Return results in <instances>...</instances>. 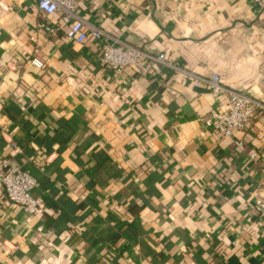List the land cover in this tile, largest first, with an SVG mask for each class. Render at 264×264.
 I'll return each mask as SVG.
<instances>
[{
  "label": "crops",
  "instance_id": "crops-1",
  "mask_svg": "<svg viewBox=\"0 0 264 264\" xmlns=\"http://www.w3.org/2000/svg\"><path fill=\"white\" fill-rule=\"evenodd\" d=\"M38 1L0 0V164L29 170L44 206L0 186V264H264V113L221 136L206 120L228 98L192 77L264 102V6L79 0L88 24L190 72L139 74L104 68Z\"/></svg>",
  "mask_w": 264,
  "mask_h": 264
},
{
  "label": "built area",
  "instance_id": "built-area-1",
  "mask_svg": "<svg viewBox=\"0 0 264 264\" xmlns=\"http://www.w3.org/2000/svg\"><path fill=\"white\" fill-rule=\"evenodd\" d=\"M78 1L39 0L38 7L46 15L60 14L62 19L70 24L67 36L75 42L84 43L88 39L97 40L99 43L97 60L107 70L122 73L125 69H130L143 74L149 72L148 63H155L172 69H183L186 73H190L187 68L177 66L168 60L165 53L153 54L142 46L131 45L118 38H112L103 29L88 24L76 13ZM250 1L264 6V0ZM42 26L49 32H55L53 25L43 24ZM32 63L40 68L43 66V62L37 58L33 59ZM192 77L196 87L207 85L212 92L228 98L225 109L212 114L206 120L221 136H231L236 131L246 130L260 114L264 113L263 100L246 92L225 87L219 75L208 80L197 76ZM0 186L5 191V197L21 206L27 213L35 215L44 211V206L34 195L37 179L29 170L8 162L0 164ZM256 205L264 210V194L256 199Z\"/></svg>",
  "mask_w": 264,
  "mask_h": 264
}]
</instances>
